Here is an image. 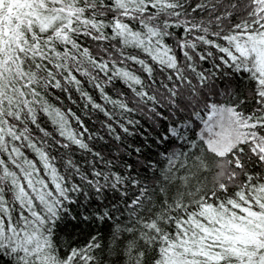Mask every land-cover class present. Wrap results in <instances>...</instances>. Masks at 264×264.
I'll list each match as a JSON object with an SVG mask.
<instances>
[{"label": "snow or ice", "instance_id": "obj_1", "mask_svg": "<svg viewBox=\"0 0 264 264\" xmlns=\"http://www.w3.org/2000/svg\"><path fill=\"white\" fill-rule=\"evenodd\" d=\"M0 264H264V0H0Z\"/></svg>", "mask_w": 264, "mask_h": 264}]
</instances>
